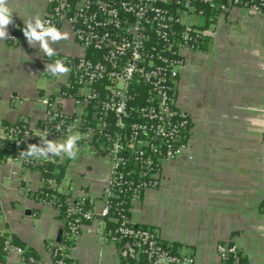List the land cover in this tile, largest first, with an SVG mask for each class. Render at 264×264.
Here are the masks:
<instances>
[{
	"label": "crops",
	"instance_id": "obj_1",
	"mask_svg": "<svg viewBox=\"0 0 264 264\" xmlns=\"http://www.w3.org/2000/svg\"><path fill=\"white\" fill-rule=\"evenodd\" d=\"M9 7L21 39L17 45L0 40V140L7 138L6 126L41 125L46 99H54L66 114L78 112L74 99L63 95L71 72L52 75L46 65L85 54L68 23L59 29L70 39L51 44L53 57L38 43L29 45L25 22L36 16L43 20L49 0H9ZM218 18L221 27L208 31L202 50L186 53L181 70L178 104L194 122L191 147L164 163L160 187L133 203L130 215L156 229L174 250L193 255L196 264H219L220 242L237 244L248 264H264V17L235 9ZM79 144L86 149L74 159L50 154L35 158L31 167L15 157L0 163V231L32 252L36 264H53L50 249L61 243L71 244L70 264H122L99 216L69 241L61 211L40 201L43 178L56 171L59 192L86 197L89 207L101 211L112 158L92 136ZM5 264L25 263L12 254Z\"/></svg>",
	"mask_w": 264,
	"mask_h": 264
},
{
	"label": "built area",
	"instance_id": "obj_2",
	"mask_svg": "<svg viewBox=\"0 0 264 264\" xmlns=\"http://www.w3.org/2000/svg\"><path fill=\"white\" fill-rule=\"evenodd\" d=\"M235 9L264 17V0H49L43 20L57 28L68 23L85 51L64 60L73 80L63 95L74 99L78 112L66 114L49 98L41 125L20 123L6 126L5 132L27 149L45 133L49 140L68 136L71 127L100 141L112 158L99 213L87 207L86 197L59 192L56 171L43 178L40 201L61 211L69 241L99 216L105 239L119 247L122 264H196L193 255L174 250L156 229L135 223L130 212L133 203L160 187L164 163L182 157L194 138L192 116L178 104L180 75L186 53L202 50L211 34L191 18L216 19ZM8 32L7 41L17 45L16 21ZM15 158L25 167L36 165L33 157L20 153ZM0 247L4 258L18 254L25 264L38 262L1 231ZM71 250V244L52 246L53 264H70ZM217 253L219 264H248L235 243H218Z\"/></svg>",
	"mask_w": 264,
	"mask_h": 264
},
{
	"label": "clouds",
	"instance_id": "obj_3",
	"mask_svg": "<svg viewBox=\"0 0 264 264\" xmlns=\"http://www.w3.org/2000/svg\"><path fill=\"white\" fill-rule=\"evenodd\" d=\"M12 24H14V19L12 10L9 7V0H0V40L11 38L8 26ZM23 34L30 46L33 47L38 43L40 50L48 57L56 55V51L51 47V44L70 39L69 33L62 32L51 21L42 20L39 16L25 22ZM69 71L70 69L65 66L63 60L57 59L54 63L46 65V72L52 75L67 74ZM57 130H59V126ZM68 132L72 133L71 127H69ZM46 137L47 133L40 139L41 144L39 146L29 144L27 150L22 151L21 155L36 159L47 158L50 154L52 156L67 155L73 159L76 157L78 152L77 142L81 138L79 133L68 135L64 142L52 141Z\"/></svg>",
	"mask_w": 264,
	"mask_h": 264
},
{
	"label": "trees",
	"instance_id": "obj_4",
	"mask_svg": "<svg viewBox=\"0 0 264 264\" xmlns=\"http://www.w3.org/2000/svg\"><path fill=\"white\" fill-rule=\"evenodd\" d=\"M25 150H27V149H24V147L20 143H18V141L14 140V139H10V138L1 139L0 140V161L4 162L10 157H16L22 151H25ZM49 167L53 170V168L55 166L50 164ZM86 205H87V207H89L88 203ZM14 242L17 244L16 241H14ZM29 254H32V252L27 253V255H29ZM0 261L3 263H5V261H6V258H4V256H3V252H2L1 247H0Z\"/></svg>",
	"mask_w": 264,
	"mask_h": 264
},
{
	"label": "rangeland",
	"instance_id": "obj_5",
	"mask_svg": "<svg viewBox=\"0 0 264 264\" xmlns=\"http://www.w3.org/2000/svg\"><path fill=\"white\" fill-rule=\"evenodd\" d=\"M191 23L196 24L197 26H199V25L204 26V28L208 29L209 32L216 29L217 27H221V19L220 18H218V20L215 21V19H205V18L201 19L199 17H192ZM206 23H207V27L205 26ZM45 78L47 79V81H49V83L53 82L52 76L46 75ZM79 134H80L82 139H88L89 138V134L84 132V131H79ZM60 139L61 140H57V142H64L65 141V138H60ZM86 147H88V146H86ZM77 148H78V155L77 156H79V154H81V153H84L85 149H86V148H84V144H79L77 146Z\"/></svg>",
	"mask_w": 264,
	"mask_h": 264
},
{
	"label": "water",
	"instance_id": "obj_6",
	"mask_svg": "<svg viewBox=\"0 0 264 264\" xmlns=\"http://www.w3.org/2000/svg\"><path fill=\"white\" fill-rule=\"evenodd\" d=\"M34 144L37 145V146H39V145L41 144V141L36 140V141H34ZM60 240H61V239H59V241H60Z\"/></svg>",
	"mask_w": 264,
	"mask_h": 264
}]
</instances>
